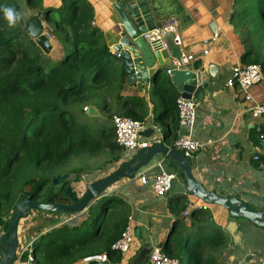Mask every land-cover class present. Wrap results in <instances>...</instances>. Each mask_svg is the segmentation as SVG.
<instances>
[{
    "label": "crops",
    "instance_id": "1",
    "mask_svg": "<svg viewBox=\"0 0 264 264\" xmlns=\"http://www.w3.org/2000/svg\"><path fill=\"white\" fill-rule=\"evenodd\" d=\"M85 1L93 9V26L102 33L108 46L111 43L110 32L114 26V15L109 10L112 0ZM148 1L162 16L164 15L162 19L173 20L168 30L174 32L181 41L184 47L183 54L194 56L193 61L189 63L191 68L195 63H199L200 66L195 71H199L202 79L209 80L212 85V95L203 93L199 101L195 102V119L191 131L193 138L202 142L204 148L191 158L194 178L207 190L215 191L221 197L233 196L254 211H264V127L260 120L254 119L248 112L249 107L256 103L264 106V81L251 89V102H246L237 88L226 87L232 68L238 64L245 65L242 61L244 46L235 35L230 21L234 0ZM41 3L44 9L61 8L62 10V0H41ZM40 20L45 33L49 35L53 46L52 52H55L57 46L54 43L57 42L53 40L54 35L50 36L48 33L49 26L46 25L49 19ZM215 28H220V33L217 40L212 41ZM108 48L113 55L112 49L109 46ZM109 68L114 69L115 72L122 70L115 59ZM167 71V68H162L157 75L160 84L163 79L169 80L179 97L180 93ZM155 78H150L145 88L141 89L139 84L136 88L129 87L124 76L120 95L123 98L134 99V102L139 100L143 103V107H138V110L144 114V129L141 132L144 135L140 134V141L154 140L172 148L173 142L183 130L178 124L175 112L168 120L162 121L163 99L160 96H152V89L156 84ZM134 102H128L127 109L137 106ZM90 109L93 110L88 114L96 120L100 118V113H104L96 108ZM170 122H173V126H170ZM168 130L170 134L165 135ZM133 152L120 148L116 153L117 157L120 155L130 157ZM255 156L259 159L254 160ZM158 158L156 157L147 168L142 169L133 180L123 179L110 188L115 203L112 211L115 215H119L121 220L123 219L126 226L133 228L134 241L126 254L121 255L111 250L108 255L104 250L106 240L103 236L101 243L93 248L98 254L93 255H106L107 259L98 264H128V261L142 248L162 247L176 220H180L182 224L174 237L175 241L190 233L188 244L193 247L199 238L203 239L197 250L188 249V252L182 250L183 254L176 258L179 264H264V229L256 227L246 219L231 217L223 207L205 205L196 198L188 196L184 177L181 178L178 174L180 171L164 160V157ZM114 168L116 166L112 160L110 171L106 175ZM161 170L174 174L176 179L165 196L157 197L151 185L154 177ZM141 175L147 178L146 185L140 183L138 177ZM75 191L80 195L77 190ZM182 199L185 200L184 211L180 210ZM195 209H203L208 215L193 218L192 211ZM123 210L125 214L122 215ZM105 215L108 216L109 211ZM87 219L88 214L85 212L78 215H45L38 222H31L23 227L20 221L17 238L18 248L25 249L23 258L26 259L29 248L34 247L36 240L44 234L60 227L74 229ZM104 223V220L101 223L95 221L97 226L100 225L97 234ZM206 225L210 227L207 231L196 234V227ZM215 229H219L223 234L224 240L220 245L213 241L208 242L219 237ZM94 233L96 232L92 234ZM3 234L0 233V238ZM29 254L33 256V251ZM81 260L75 264H81ZM15 264H25V262L19 259Z\"/></svg>",
    "mask_w": 264,
    "mask_h": 264
},
{
    "label": "trees",
    "instance_id": "2",
    "mask_svg": "<svg viewBox=\"0 0 264 264\" xmlns=\"http://www.w3.org/2000/svg\"><path fill=\"white\" fill-rule=\"evenodd\" d=\"M241 3L246 4L237 7L238 1L234 0L231 24L251 20L264 24V0H241ZM5 7H12L18 12L26 10L15 0H0V227L3 233L14 205L23 199L30 197L37 202L52 203V200H56L54 203H69L60 192L53 193L52 179L81 172L80 169L71 171L66 168L71 160L97 157L104 150L116 153L120 149L115 141L108 142L109 134H105V128L95 130L85 123H79L70 106L96 101L99 110L104 113L116 107L132 119L143 121L144 118V114L138 110L143 103L120 95L123 71L119 69L115 72L109 68L114 56L102 33L92 24L94 14L89 3L85 0H62V12H59L61 8L44 9L41 0H25V8L31 13L28 16L27 12L23 13L26 16L23 15L12 27L4 18ZM56 12L59 17L53 24L50 36L55 35L54 32H61L68 45L59 52L62 54L60 59L53 61L35 45L27 32V23L32 18L48 20L46 14ZM242 45V61L245 64H259L264 72V61L256 58L253 49L245 47L243 42ZM199 66V63H195L192 68L197 70ZM155 80L152 96L163 99L161 118L165 121L172 113L177 114L178 94L169 80L163 79L161 84L157 76ZM128 102H134L137 106L127 109ZM87 110L90 113L93 109ZM170 126H173V122H170ZM169 131L165 135L170 134ZM178 174L183 178L180 172ZM75 180H78V175ZM69 183V180L65 181L62 189ZM26 186L31 187L27 193ZM45 196L49 200L41 201ZM184 202V199L180 202L182 211L185 210ZM207 215L203 209L192 212L193 218ZM181 224L180 220L175 221L171 234L162 246L169 257L179 256L183 249L195 251L203 240L199 238L191 247L188 244L189 233L175 241ZM125 226L123 219L114 215L104 223L98 234L95 230L96 233L88 237L85 235V238L72 235L71 229L66 227L53 229L34 243L35 264H75L86 256L98 254L97 250L87 252L82 248L92 240L101 241L103 236L106 240L104 250L109 255L111 244L118 239ZM209 228L207 225L198 226L195 232L199 234ZM215 233L219 237L208 242L220 245L224 240L223 234L219 229H215ZM46 236L49 242L44 241Z\"/></svg>",
    "mask_w": 264,
    "mask_h": 264
},
{
    "label": "water",
    "instance_id": "3",
    "mask_svg": "<svg viewBox=\"0 0 264 264\" xmlns=\"http://www.w3.org/2000/svg\"><path fill=\"white\" fill-rule=\"evenodd\" d=\"M110 2L109 10L114 15L115 21L113 20L114 26L110 32L111 43L108 46L113 51L115 61L122 67L129 87L136 88L139 84L140 88L144 89L150 78H155L162 68H167L182 98L196 102L203 93L212 95V85L209 80L202 79L201 73L193 70L190 64L181 65L184 47L181 41L180 45H177L176 34L168 30V27L173 24L172 19H162L164 15L162 16L148 0H112ZM50 16L47 13L45 18ZM156 31H163L160 39L154 38L153 34ZM27 32L41 52L49 56L53 46L45 34L42 21L32 18L27 23ZM177 63L180 64L179 67ZM154 66L157 68L153 69ZM183 132L181 131L179 136ZM161 156L183 174L188 196L196 198L205 205L223 207L231 217L246 219L256 227L264 229V211H254L236 197H221L215 191L207 190L194 178L190 158L158 142L134 151L130 157L126 155L117 157L114 160L116 168L108 175L88 184L80 196L70 184L62 189L64 182L70 178L69 174L54 177L52 179L53 193L61 192L68 199L69 204L42 203L30 197L17 202L10 214L7 229L0 238V264L16 263L19 243L18 225L21 220L29 216L31 211L64 215L87 212L88 217L90 212L98 211L99 214L95 219L97 221L100 215L104 216L115 204L110 188L123 179L133 180L142 169L147 168L156 160V157ZM30 188L27 186L25 192H29ZM94 226L96 229V224ZM99 227L100 225L97 231ZM171 232L172 228L167 237ZM150 250L149 246L142 248L128 261V264H149ZM91 264H98V262Z\"/></svg>",
    "mask_w": 264,
    "mask_h": 264
},
{
    "label": "built area",
    "instance_id": "4",
    "mask_svg": "<svg viewBox=\"0 0 264 264\" xmlns=\"http://www.w3.org/2000/svg\"><path fill=\"white\" fill-rule=\"evenodd\" d=\"M220 33V28H215L212 34V41H216ZM49 38V35L45 33ZM163 31H156L153 36L156 39H160ZM177 45H180L178 37L175 39ZM207 53V52H204ZM194 56L182 55L181 65L189 64L193 61ZM177 67L180 64H176ZM170 74V70L167 71ZM264 81V72L259 64H238L232 68L231 76L226 81V87L228 89L237 88L240 93L243 94V98L246 102H251V89L254 86L259 85ZM177 108V119L178 124L184 131L172 145V149L176 150L186 158H192L196 153L200 152L204 148V144L199 140L193 138L191 128L194 124L195 119V101L192 99H185L179 96L176 99ZM87 110V108H85ZM248 112L254 119L260 120L264 127V106L259 104L251 105ZM113 132L115 135L116 145L124 150L136 151L138 149L147 148L151 145L158 143L154 140L140 141V133L144 129V122L129 117L113 116L111 121ZM258 156L254 157V160H258ZM159 167L161 165L159 164ZM142 185L148 183L147 178L144 175L138 177ZM176 176L174 174L167 173L163 170L154 177L152 181V191L157 197L165 196L172 188V184ZM187 215V213H185ZM134 241V230L131 226H126L121 232L118 239L111 244L110 249L114 252L120 253L121 255L126 254ZM19 245V243H18ZM25 249L17 247V261L22 259L25 255ZM107 259L106 255H91L86 256L81 260V264H91L92 262H105ZM25 264H35L34 257L31 254L26 255L24 260ZM149 264H179V261L174 257L167 256L162 247L154 246L151 247L149 256Z\"/></svg>",
    "mask_w": 264,
    "mask_h": 264
},
{
    "label": "rangeland",
    "instance_id": "5",
    "mask_svg": "<svg viewBox=\"0 0 264 264\" xmlns=\"http://www.w3.org/2000/svg\"><path fill=\"white\" fill-rule=\"evenodd\" d=\"M237 1H238L237 7H240L241 4L242 5L246 4V3H241V0H237ZM15 3L20 4L21 6L24 7V9H26L22 13L27 12V16L29 13H31V10H28L27 8H25V0H15ZM247 5H248V1H247ZM55 10H58V9H55ZM59 12H62V10H60ZM24 16H26V14ZM58 17H59V15L57 12L54 14H51V16L49 17V21L46 24L47 27L49 26L48 27V31H49L48 33H50V29L53 30V24L58 20ZM41 19H44V18L42 17ZM260 26H262V27H260ZM232 27H233L235 35L238 37V39L241 41V43L243 42L245 47L253 49L256 53V58H258L261 61H264V24L260 25L259 22H257V21L254 22L253 20H251V21L245 22V23L233 22ZM54 33H55V35L53 36V40L55 42H57V43H54L57 46V50L55 52H51V54L48 57H50V59H52L53 61H56V60H59L61 55H62V54H59V52L61 53V51H63L64 49L67 48L68 42L64 38L63 33H61V32L60 33L54 32ZM98 106L99 105H97L96 101H89V102L86 101L84 103L74 104V105L70 106V109L73 111V113H75L77 115V121L79 123H85L90 128L95 129V130L100 129V128H105V134H109L108 135V142H110V143L114 142L115 141L114 133L111 130V128H112V124H111L112 117L113 116H123V117H129V118H131V117L127 116V113H123V112L121 113L118 108L113 107L112 109H110L109 112H105L106 114L100 113V115H101L100 118H98L96 120V118H92L88 114V112H87L88 110H85V108L99 109ZM100 111L101 110H99V112ZM116 156H117V153H112L109 150H104L97 157L87 158V159L86 158H77V159L71 160L66 165V168L68 170H71V171H74L75 169H80L81 172L71 173V176L69 178L70 186L73 188V190L75 189L80 194H82V192L85 190V188L88 184L98 180L99 178H102L104 175H106L110 171V161L112 162V159ZM77 175H78V180H75V176H77ZM30 190H31V188H30ZM45 198H46V196L43 197L41 201L49 200V198L48 199L47 198L45 199ZM57 200H59V199H57ZM52 201L56 202V200H52ZM54 202H52V203H54ZM42 203H44V202H42ZM112 208L110 209L108 216L107 215H104V216L100 215L97 219V222L103 221V220L106 222L111 217H113L115 215V213H113ZM97 214H99L98 211H95L94 213L90 212V215H89L86 222L80 224L78 227H75L74 229H71L72 235L80 236V238H85L84 237L85 235L88 237V236L92 235V233L95 230L97 231V229H95V226H94ZM121 214L122 215L125 214L124 210L121 212ZM45 215H47V216H58V215H53V214H48V213L31 211L29 216L26 219L21 220V227H23L24 225L30 224L31 222H38L42 217H45ZM117 216L120 217L119 215H117ZM36 226H37V223L35 225V228H36ZM0 228H1L0 233L1 232L3 233L2 227H0ZM48 239H49L48 236H46L44 238V241L49 242ZM99 243H101V242L98 240L97 241L92 240V241L86 243V246L82 248V251L86 250L87 252H90L93 248L97 247ZM25 245H26V243H25ZM33 248L34 247H30L29 250L27 251V254L31 253V251H33ZM175 258H177V257H175ZM75 260L76 261L78 260L77 257H75Z\"/></svg>",
    "mask_w": 264,
    "mask_h": 264
},
{
    "label": "clouds",
    "instance_id": "6",
    "mask_svg": "<svg viewBox=\"0 0 264 264\" xmlns=\"http://www.w3.org/2000/svg\"><path fill=\"white\" fill-rule=\"evenodd\" d=\"M3 15L5 20L7 21V24L12 27L15 26L23 18L24 14L22 12H18L12 7H5L3 8Z\"/></svg>",
    "mask_w": 264,
    "mask_h": 264
},
{
    "label": "flooded vegetation",
    "instance_id": "7",
    "mask_svg": "<svg viewBox=\"0 0 264 264\" xmlns=\"http://www.w3.org/2000/svg\"><path fill=\"white\" fill-rule=\"evenodd\" d=\"M78 195H79V194H78ZM80 195H81V194H80ZM80 195H79V196H80ZM67 200H68V199H67ZM66 204H69V203H66Z\"/></svg>",
    "mask_w": 264,
    "mask_h": 264
}]
</instances>
